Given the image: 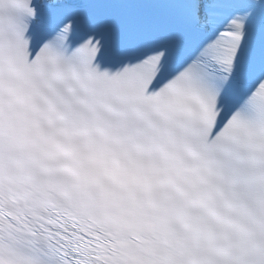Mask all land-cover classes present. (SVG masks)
<instances>
[{
    "label": "snow or ice",
    "instance_id": "obj_1",
    "mask_svg": "<svg viewBox=\"0 0 264 264\" xmlns=\"http://www.w3.org/2000/svg\"><path fill=\"white\" fill-rule=\"evenodd\" d=\"M0 264H264V0H0Z\"/></svg>",
    "mask_w": 264,
    "mask_h": 264
}]
</instances>
